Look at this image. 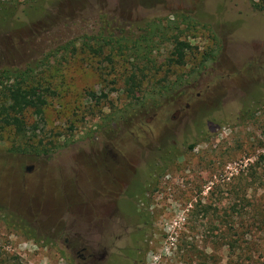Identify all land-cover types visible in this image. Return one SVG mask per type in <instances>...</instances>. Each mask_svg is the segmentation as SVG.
Segmentation results:
<instances>
[{"label": "rangeland", "instance_id": "obj_1", "mask_svg": "<svg viewBox=\"0 0 264 264\" xmlns=\"http://www.w3.org/2000/svg\"><path fill=\"white\" fill-rule=\"evenodd\" d=\"M19 72L46 104L0 121V264H84L108 227L89 264H264V0H0Z\"/></svg>", "mask_w": 264, "mask_h": 264}, {"label": "trees", "instance_id": "obj_2", "mask_svg": "<svg viewBox=\"0 0 264 264\" xmlns=\"http://www.w3.org/2000/svg\"><path fill=\"white\" fill-rule=\"evenodd\" d=\"M259 8H262V6ZM69 44L70 43H67L63 48L67 49ZM189 48L190 45L187 42L176 40L172 52L174 56L173 61L177 64H182L186 51ZM100 50V47L94 49L95 53H99ZM2 78L5 82H3V80L0 81V85L2 86L0 121L4 126H14L19 134L25 135V122L22 117L25 110L31 109L37 119L33 129H37L38 123L42 121L43 107L46 104L44 91L38 85L27 84V75L25 72H19L15 76L5 73ZM125 83L127 86L126 91L131 94V96L134 95L135 91L142 85V81L138 78L134 70L127 77ZM190 147L192 148L193 145Z\"/></svg>", "mask_w": 264, "mask_h": 264}, {"label": "flooded vegetation", "instance_id": "obj_3", "mask_svg": "<svg viewBox=\"0 0 264 264\" xmlns=\"http://www.w3.org/2000/svg\"><path fill=\"white\" fill-rule=\"evenodd\" d=\"M176 113H178V112H176ZM120 211L122 213L127 212V211L123 212L122 210H120L118 207V202H117L116 212H120ZM116 212H113V215ZM123 220H125V219H123ZM124 222L120 218V223L118 222L117 226L120 227V230L126 231L128 229V226L124 225ZM108 228H107V232H108L107 238L108 239L106 240L105 245L102 247V250L100 252H96L95 250H91L90 248L84 247V246H82L81 248H79L78 250L75 251L76 256L80 257L81 260L84 262V264L94 263L96 259H101V258L104 259L109 255V252H108V250H109V243H108L109 242V236L111 235V236H114V238H119L120 235L116 234L115 229H111V228L108 229ZM66 242H67V240H66Z\"/></svg>", "mask_w": 264, "mask_h": 264}, {"label": "water", "instance_id": "obj_4", "mask_svg": "<svg viewBox=\"0 0 264 264\" xmlns=\"http://www.w3.org/2000/svg\"><path fill=\"white\" fill-rule=\"evenodd\" d=\"M177 113H175L173 116H172V118H175V115H176ZM27 170H29V169H27Z\"/></svg>", "mask_w": 264, "mask_h": 264}]
</instances>
